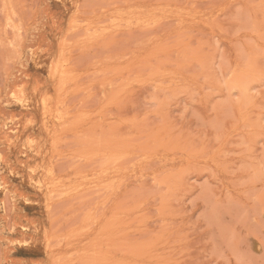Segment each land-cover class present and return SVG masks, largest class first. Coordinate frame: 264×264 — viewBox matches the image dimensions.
Segmentation results:
<instances>
[{"label":"rangeland","instance_id":"obj_1","mask_svg":"<svg viewBox=\"0 0 264 264\" xmlns=\"http://www.w3.org/2000/svg\"><path fill=\"white\" fill-rule=\"evenodd\" d=\"M0 264H264V0H0Z\"/></svg>","mask_w":264,"mask_h":264},{"label":"bare ground","instance_id":"obj_2","mask_svg":"<svg viewBox=\"0 0 264 264\" xmlns=\"http://www.w3.org/2000/svg\"><path fill=\"white\" fill-rule=\"evenodd\" d=\"M78 2V1H77ZM76 4V3H75ZM75 4H73V2H72V5H75ZM36 50V49H35ZM47 52V51H46ZM45 53V52H44ZM48 56V55H47ZM46 56V57H47ZM45 57V58H46ZM42 58H43V52H42V49L40 48V50H39V47H38V49L36 50V51H34V54H33V57H32V59H33V61H34V64L36 65V63H38V62H43V60H42ZM42 64H46V62L44 63H41V66H42ZM39 65V64H38ZM38 65H36V66H38ZM35 85V84H34ZM33 85V86H34ZM36 86V85H35ZM38 88V87H37ZM33 90V89H32ZM40 90V89H39ZM33 93V96H32V98H31V104L30 105H34V103L35 102H37L38 101V98L40 97V94H39V91H38V89H35V91L34 92H32ZM22 197H23V195H22ZM260 243V242H259ZM262 245V244H261ZM260 245L259 244H257V245H255V248L256 249H260Z\"/></svg>","mask_w":264,"mask_h":264}]
</instances>
